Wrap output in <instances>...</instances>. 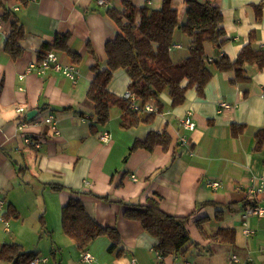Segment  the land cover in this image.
I'll return each mask as SVG.
<instances>
[{
	"label": "crops",
	"instance_id": "obj_1",
	"mask_svg": "<svg viewBox=\"0 0 264 264\" xmlns=\"http://www.w3.org/2000/svg\"><path fill=\"white\" fill-rule=\"evenodd\" d=\"M124 1L29 0L21 5L18 0H1L0 199L5 201V213L13 208L18 216L7 219V230L0 223V244L17 242L39 256L41 250L26 247L23 234L31 224L36 228L31 233L39 227V234L49 236L56 249L68 247V264H127L132 258L136 264H264V218L242 217L244 208L254 202L247 188L257 185L264 173V144L254 149V135L264 127V64L246 62L244 79H235L233 68L215 70L201 91L188 88L184 102L177 106L164 92L162 111L130 128L121 127L122 110L113 106L108 122L93 130L94 105L87 98L94 77L90 67L95 61L101 68L106 66L105 44L119 32L108 10L122 11ZM129 1L139 8H160L163 3ZM200 1L214 3L222 13L226 41L222 47L205 43L210 59L226 55L234 61L243 46L262 47L264 0ZM172 5L184 23L185 0H172ZM15 16L24 36L22 53L13 59L4 46ZM65 33L69 49L80 55V61L64 51H51L62 64L78 68L75 81L52 68L44 73L27 70L46 54L45 46L56 35ZM172 40L177 46L169 50L171 60L187 57L189 36L177 28ZM128 83L127 72L118 69L108 88L120 97ZM20 106L23 112L17 110ZM31 109L37 113L27 118ZM187 110L193 111L196 123L192 131L184 130L178 121ZM48 115L55 119L58 133L45 122ZM21 123L26 128H19ZM233 126L239 128L236 134ZM103 131L110 134L107 141L99 138ZM151 131L170 136L167 149L155 145L131 150L135 141L146 140ZM25 137L31 143H25ZM212 181L218 185L211 186ZM59 185L62 188L55 187ZM103 196L141 205L157 200L165 213L188 217L187 237L198 246L191 244L184 252L160 257L155 238L139 221L123 215L125 205ZM72 197L82 202L96 222L115 228L120 235V243L112 250L107 236L93 240L84 249L93 256L89 262L81 260L83 251L63 232L60 240L51 237L55 225L61 227L62 207ZM219 228L233 229V241L211 240ZM187 237L180 242L181 248L188 244ZM0 264L8 263L0 260Z\"/></svg>",
	"mask_w": 264,
	"mask_h": 264
},
{
	"label": "trees",
	"instance_id": "obj_2",
	"mask_svg": "<svg viewBox=\"0 0 264 264\" xmlns=\"http://www.w3.org/2000/svg\"><path fill=\"white\" fill-rule=\"evenodd\" d=\"M25 5L29 0H18ZM186 20L180 23L177 10L172 5V0H163L160 8L148 6L136 7L129 0L124 1V9L117 11L108 10L116 21L119 32L113 40L105 44L107 55L106 66L101 68L98 61L90 67L94 77L87 91V98L93 103L91 126L94 130L97 124L104 125L110 117L113 106L121 108L122 128H130L141 122H149L154 115L163 108L161 94L166 92L171 105L177 106L184 102L185 92L194 87L201 91L215 70L233 68L235 79L247 78L244 64L256 62L264 64V50L247 44L241 48L236 59L231 61L226 55L210 59L205 51V43L222 47L226 38L222 26V13L217 5L209 1L185 0ZM2 3L0 0V7ZM180 28L190 40L187 57L172 61L169 56L173 33ZM24 36L23 26L17 16L11 22V29L5 42V51L13 58H18L22 53L20 40ZM68 34L56 35L54 41L45 46L47 50L64 51L75 62L80 61V55L72 52L68 47ZM43 56V55H42ZM124 69L129 76L127 89L132 91L140 104L153 101L157 107L156 112H140L130 108L129 102L122 96H116L108 88L113 73ZM239 131L237 126L232 127L233 134ZM171 142L170 136L165 132L151 131L144 141H135L131 150L143 147L152 149L161 145L167 149ZM264 144V127L258 129L254 135V149H259ZM62 188L61 185L55 186ZM79 191H75L78 193ZM125 205L123 215L141 223L144 231L156 240V249L160 257L184 252L191 244L198 246L188 236L186 229L187 216L167 214L159 208L157 200L151 199L147 204L125 203L120 199L101 197ZM15 209L5 213L6 219L17 217ZM62 232L71 238L77 247L84 249L97 237L107 236L111 240V250L120 243L119 232L113 227H104L86 211L84 205L77 197H72L62 207L61 213ZM184 237L188 244L181 248L180 242ZM220 242H232L234 231L230 228H219L209 237ZM38 252L26 251L17 242H4L0 244V260L8 264H30L38 257Z\"/></svg>",
	"mask_w": 264,
	"mask_h": 264
},
{
	"label": "built area",
	"instance_id": "obj_3",
	"mask_svg": "<svg viewBox=\"0 0 264 264\" xmlns=\"http://www.w3.org/2000/svg\"><path fill=\"white\" fill-rule=\"evenodd\" d=\"M96 1L98 4H104L106 2V0H96ZM0 28H1V22H0ZM176 46H177L176 44H171L170 49ZM261 48L264 50V44L262 45ZM49 68H52L57 72H60L61 74L69 78L71 81H75L77 75L79 74V70L76 66L71 64L70 65L62 64L53 51L47 52L40 60L31 62L28 65L27 70L35 71L37 73H44ZM261 96L264 98V87L261 91ZM122 97L129 102L130 108L135 111L149 112V113L157 111V107L153 101H146L145 103L140 104L136 95L128 89L123 93ZM222 106L226 107L228 105L226 103H222ZM17 110L19 112H23L24 107L20 106L18 107ZM178 121H179V125L184 130L187 131H192L196 126V123L193 118L192 110H187L184 115L178 118ZM45 122L51 125L55 133H58L56 121L52 115H48L45 118ZM19 128L21 129L26 128L25 123H21L19 125ZM99 138L102 141H107L110 138V134L107 131H103L102 133H100ZM179 141L183 143L185 139L183 137H180ZM24 142L29 144L31 143V140L30 138L25 137ZM131 178L135 180L136 176L133 174L131 175ZM210 185L216 187L218 185V182L212 181L210 182ZM247 193L254 198V202L244 208L242 212V217L247 218L249 216H256L259 218H264V173L259 176V181L257 185L250 186L247 188ZM5 210H6L5 201L3 199H0V223L4 226V229L7 230L9 224L5 217ZM92 258L93 256L88 251H83L81 254V260L84 262H89L92 260ZM233 259L237 260L235 256H233ZM45 261H46L45 258L40 259L38 256L33 260H31L30 264H38L40 262H45ZM127 264H136V260L132 258L129 260Z\"/></svg>",
	"mask_w": 264,
	"mask_h": 264
},
{
	"label": "rangeland",
	"instance_id": "obj_4",
	"mask_svg": "<svg viewBox=\"0 0 264 264\" xmlns=\"http://www.w3.org/2000/svg\"><path fill=\"white\" fill-rule=\"evenodd\" d=\"M59 223V222H58ZM54 230H52L51 237L54 238L55 240H60V237L63 236L60 223L58 225H55ZM33 228L31 224H27L25 230H24V238L26 240V247L28 248L29 246L35 247L40 251L39 258H45L46 261H48L50 264H68V259L70 256V251L68 247H63V249L60 251L56 249L54 246H58L53 244L52 245V240L50 239L49 236L41 232L39 234V227H37V232L34 234L31 233ZM64 237V236H63ZM54 249H56V253L54 254Z\"/></svg>",
	"mask_w": 264,
	"mask_h": 264
},
{
	"label": "water",
	"instance_id": "obj_5",
	"mask_svg": "<svg viewBox=\"0 0 264 264\" xmlns=\"http://www.w3.org/2000/svg\"><path fill=\"white\" fill-rule=\"evenodd\" d=\"M37 113V109H31L30 111L27 112V118H31Z\"/></svg>",
	"mask_w": 264,
	"mask_h": 264
}]
</instances>
